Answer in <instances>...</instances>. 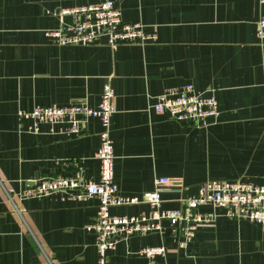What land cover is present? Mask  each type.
Masks as SVG:
<instances>
[{"label": "crops", "instance_id": "obj_1", "mask_svg": "<svg viewBox=\"0 0 264 264\" xmlns=\"http://www.w3.org/2000/svg\"><path fill=\"white\" fill-rule=\"evenodd\" d=\"M101 0H0V264H97L92 222L98 200L62 193L41 198L15 194L37 176L67 175L76 163L86 180L98 181L100 144L96 118L79 135L65 136L20 111L35 106L86 103L96 107L102 86L114 91L111 116L113 179L125 196L141 197L156 177L180 180L166 186L161 207L178 208L206 180L264 185V40L256 22L257 0H113L124 23L139 22L155 35L144 44L122 42L57 45L44 34L69 16L60 7ZM191 83L213 93L218 113L207 127L178 122L150 108L170 86ZM203 205L199 211H211ZM145 202L113 206L111 214L147 212ZM202 224L185 248L176 228L162 222L118 242L110 264H264V225L231 218L222 209ZM164 246L154 256L147 247Z\"/></svg>", "mask_w": 264, "mask_h": 264}, {"label": "built area", "instance_id": "obj_2", "mask_svg": "<svg viewBox=\"0 0 264 264\" xmlns=\"http://www.w3.org/2000/svg\"><path fill=\"white\" fill-rule=\"evenodd\" d=\"M257 1L264 8V0ZM54 14L71 18L70 23L61 22L60 26L44 31L52 43L57 45H91L103 39L106 45L114 48L122 42L144 44L155 38L139 22L124 23L113 0L60 7ZM256 36L264 40V16L256 22ZM150 108L156 113H165L178 122L204 128L210 124V118L218 113L214 94L197 93L191 83L165 88L154 96ZM114 112V91L107 81L102 86L100 102L96 107L86 103L35 106L32 110L18 113L20 119L32 120L27 131L34 134L39 133L40 124H47L52 133L56 132L55 126H59L60 134L75 136L82 133L90 119L96 118L99 121L100 144L95 153L100 162L97 182L86 180L84 169L76 163L73 173L37 176L32 180L31 186L15 194L19 198H41L55 193H62L76 200L96 198V215L92 222L85 225V229L95 233L97 264H110L108 252L118 242L148 232H161L163 221L176 228L181 248L188 245L199 226L215 220L218 215L215 209H222L224 215L231 218H242L264 225V185L252 182L206 180L199 185L197 194L182 199V205L173 209L161 207V193L168 185L179 189L182 186L180 180L166 176L156 177L154 188L141 197L122 195L113 179L114 153L110 122ZM139 202L147 203L149 210L132 215H115L109 211L113 206ZM203 205H210L213 209L199 211L198 208ZM164 252V246L140 250V254L150 257Z\"/></svg>", "mask_w": 264, "mask_h": 264}]
</instances>
